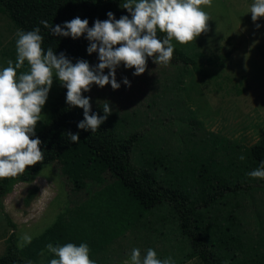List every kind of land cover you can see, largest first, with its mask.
<instances>
[{
	"label": "rangeland",
	"instance_id": "1",
	"mask_svg": "<svg viewBox=\"0 0 264 264\" xmlns=\"http://www.w3.org/2000/svg\"><path fill=\"white\" fill-rule=\"evenodd\" d=\"M124 7L143 29L166 30L178 48L201 55L197 61L202 66L197 72L162 61L156 51L130 46L97 50L79 96L88 109L122 118L125 132L137 131V157L155 146L183 159L211 133L244 148L264 137V0H127ZM26 47L0 10L1 131L46 124L61 87L55 69ZM23 66L27 70L21 72ZM258 186L240 200L245 230L255 239L264 237V182ZM34 188L37 195L26 206V194ZM101 189L89 185L73 192L56 165L15 185L0 200V256L12 232L22 247L59 215L67 218L84 206L95 224L87 231L93 259L61 254L59 264L180 263L188 242L176 237L171 224L160 229L163 238H156L159 212H145L134 223L123 216L122 206L95 199ZM182 264L202 263L195 258Z\"/></svg>",
	"mask_w": 264,
	"mask_h": 264
},
{
	"label": "trees",
	"instance_id": "2",
	"mask_svg": "<svg viewBox=\"0 0 264 264\" xmlns=\"http://www.w3.org/2000/svg\"><path fill=\"white\" fill-rule=\"evenodd\" d=\"M126 1L0 0V10L29 54L44 58L62 81L46 124L35 130H0V200L15 185L29 183L44 167L56 165L73 192L101 186L95 199L122 206L129 221L159 212L156 238H163L160 229L171 224L176 237L188 242L189 251L179 264L195 258L202 264H264V237L255 239L245 230L240 202L264 182V137L244 148L211 133L183 159L155 146L137 157V131L125 132L119 116L83 104L79 93L85 75L103 47L156 51L164 62L200 72L201 55L178 48L166 30L143 29L126 11ZM36 195V188L29 190L25 205ZM85 211L78 206L67 218L59 215L22 247L12 232L0 264H59L61 254L92 260L87 231L95 224Z\"/></svg>",
	"mask_w": 264,
	"mask_h": 264
}]
</instances>
